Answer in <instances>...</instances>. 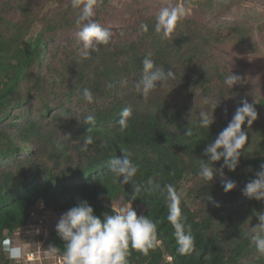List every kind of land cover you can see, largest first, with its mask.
<instances>
[{"label": "trees", "instance_id": "trees-1", "mask_svg": "<svg viewBox=\"0 0 264 264\" xmlns=\"http://www.w3.org/2000/svg\"><path fill=\"white\" fill-rule=\"evenodd\" d=\"M56 1L58 9L45 12L49 0H0V122L14 107L29 101L30 91L41 95L46 89L48 75L33 74V68L48 42L80 30L75 23L80 9H74L71 0ZM243 1L203 0V14L214 20L184 16L166 37L154 30L157 15L125 14L132 23L119 40L100 45L87 59L81 55L84 49L78 50L79 41L49 48L54 59L47 63L49 72L62 84L72 81L67 93L69 100L75 97L79 109L70 114L62 106L49 120L55 106L46 102L40 117L0 125V244L28 223L31 208L40 200L63 211L86 200L101 218L112 214L110 203L116 201L156 222L160 240L146 255L130 248L129 264H264V255L248 235L258 223L254 214L264 211V200L248 198L242 191L264 164V98L255 101L241 86L224 87L229 48H254L258 41L254 29L264 31V21L239 22L242 15L233 23L218 18ZM93 19L98 22L96 12ZM40 21L42 28L31 39L30 31ZM142 24L148 25V31L141 30ZM149 53L155 67L173 75L162 87L157 82L158 88L145 100L136 86L144 75L142 60ZM121 80L127 85L121 86ZM85 88L92 91L94 102L83 99ZM198 96L206 99V105L191 103ZM244 100L254 104L258 117L250 127L243 126L248 141L239 165L235 171L224 167L223 176L216 173L209 182L199 175L200 160L207 159L204 149L227 127ZM126 107L132 115L121 130L120 114ZM201 111L210 115L213 111L209 129L199 126ZM89 115L95 117L94 125L85 123ZM87 136L93 143L85 148ZM121 148L131 153L138 167L133 179L146 185L149 177H155L159 189L141 191L132 199V183H120L108 167L113 158H123ZM222 165L223 158L213 162L217 169ZM226 180L237 187L225 192ZM168 184L181 196V216L195 241L188 254L177 251L175 230L167 219ZM49 239L64 252L65 242L56 229ZM0 264H10L2 247Z\"/></svg>", "mask_w": 264, "mask_h": 264}, {"label": "clouds", "instance_id": "clouds-1", "mask_svg": "<svg viewBox=\"0 0 264 264\" xmlns=\"http://www.w3.org/2000/svg\"><path fill=\"white\" fill-rule=\"evenodd\" d=\"M96 3L97 0H71L72 7L80 9V14L75 23L80 27L78 38L83 44L84 50L81 55L85 59L89 58L92 52L98 51L100 45L106 46L112 41L110 31L93 19ZM183 18L184 12L181 9L164 8L156 16L154 30L166 37L172 33L177 22ZM141 30L148 31V25L142 24ZM142 65L144 75L137 83L136 88L137 92L147 100L150 93L158 88L157 82H160V87H162L173 73L155 67L151 53L144 57ZM238 81L239 78L231 73L225 76V83L230 88ZM119 84L126 86L127 80H121ZM83 99L88 103L94 102V96L90 89L85 88L83 90ZM217 106L218 103L213 104V111ZM213 111L211 115L206 111L199 113V126L201 128L209 129L213 124ZM131 115L130 108L122 109L119 120L121 130L127 127V120ZM257 117L258 113L254 104L247 100L242 101L241 106L236 108L227 127L204 149L207 159H201L199 163V175L203 179L211 182L216 173L223 176L224 167H227L229 171H235L240 162L241 150H244L248 141L243 126L247 124L250 127ZM85 123L94 125L95 117L93 115L87 116ZM189 133L190 131L187 134ZM92 143L93 138L91 136L85 137L83 141L85 148ZM121 150L124 154L123 158H113L108 167L120 183H132L134 189L132 199H135L141 191L159 189L160 184L156 182L155 177H149L146 185L137 183L133 179L138 167L130 159L131 153L124 148ZM221 158H223V165L217 169L213 166V162L220 161ZM260 168L261 170L255 173L256 178L250 180L242 190L248 198H254L258 201L264 200V164H261ZM165 187L169 202L167 219L175 230L177 251L180 254L191 253L195 241L191 235L190 226L186 229L181 216L179 208L181 196L173 185L168 184ZM235 187L237 185L234 181L226 180L223 182L225 192ZM208 199L211 201L212 197L209 196ZM40 201L44 203L43 200ZM32 212L31 210L30 215ZM254 215L258 219V223L251 228L248 235L251 241L255 243L257 251L264 255V211H256ZM55 227L58 236L65 242L64 252L61 250L63 264H129L130 248L146 255L149 250H154L160 244L156 222L143 214L138 215L132 206L121 208L119 211L112 208V214L104 213L103 218H101L94 213L93 207L86 200L80 201L61 214ZM11 234L8 240L5 239L0 244L11 264H29L36 261L37 258L39 259L40 256L35 251L29 250L24 243H16V240L11 238ZM49 248L51 253H56V246L51 244ZM29 252H34L36 257L32 260L27 259Z\"/></svg>", "mask_w": 264, "mask_h": 264}, {"label": "rangeland", "instance_id": "rangeland-1", "mask_svg": "<svg viewBox=\"0 0 264 264\" xmlns=\"http://www.w3.org/2000/svg\"><path fill=\"white\" fill-rule=\"evenodd\" d=\"M201 1L203 0H97L94 6L97 9L95 12L98 17V23L110 31L112 35L110 43L113 45L123 35L125 28L127 29L128 25L132 23L125 18V14L128 15L132 12L138 13V16L141 13L158 15L164 8H178L184 12V16L203 15L208 21L214 20L212 17L203 14L204 9L200 5ZM47 3L45 12L56 10L59 7V3L56 0H49ZM240 15L244 16V18L241 21L239 20V22L254 21L257 24L264 21V0H244L241 5L235 7L232 11H227L222 17L219 16L218 18L222 19V21L233 23L236 19L240 18ZM42 25L43 21L35 24L30 31L31 39L36 37ZM79 31L72 30L60 34L48 42L46 52L38 58V63L33 68V74H37V71H42L48 75L49 80L46 89L41 95H38L34 89L32 90V94V91H30V96L27 94L29 101L22 102L19 106L14 107L7 117L0 122V125L12 120L24 122L26 119L38 118L41 116V112L45 111L44 104L46 102L55 106L51 114L47 115L48 119L51 118L54 112L61 110L62 106H67L70 114H75L78 111L79 105L76 104L75 97L69 100V94L67 93L72 81L62 84L58 79L55 80L53 76L56 75L53 72H49L47 63H54L49 48L54 47L55 49L60 45L62 47L71 46L75 41H79ZM254 36L258 40L254 48H250L249 45L246 46L248 51L229 48V53H227L225 60L228 72L239 78L238 83L232 88L241 86L243 93L258 101L260 97L264 98V31L255 28ZM78 44V50L80 51L83 48V44L80 41ZM39 62L41 65H39ZM215 83H218V79H216ZM224 87L231 89L227 84H224ZM179 95L183 96V93L180 91ZM198 97L197 99H193L191 103L197 104L200 107L206 105V99L203 96ZM25 154H29V152ZM182 194L186 195L185 188L182 189ZM105 202L107 201L105 200ZM110 204L118 211L121 208L131 206L129 204L122 207L116 201ZM31 210L33 212L30 215L28 223L13 232L11 238L16 240V243H24L29 250L35 251L40 256L39 259L37 258L36 261L29 264H59L58 256L56 253H51L49 248L51 245L49 237L51 230L56 229L55 226L61 214L65 211L51 210L45 205L42 206L41 201L32 207ZM39 219L43 220V222L40 223Z\"/></svg>", "mask_w": 264, "mask_h": 264}, {"label": "built area", "instance_id": "built-area-1", "mask_svg": "<svg viewBox=\"0 0 264 264\" xmlns=\"http://www.w3.org/2000/svg\"><path fill=\"white\" fill-rule=\"evenodd\" d=\"M41 205L44 206V203L41 202ZM39 221H40V223L43 222V220H41V219H39ZM56 255L58 256V259H59L58 262H59V264H63V259H62V257H63V253L61 252V249L58 248V247H57ZM35 257H36V255H35L34 252H29V253L27 254V259H29V260H32V259H34ZM169 258H170V257H169ZM58 262H57V263H58Z\"/></svg>", "mask_w": 264, "mask_h": 264}]
</instances>
